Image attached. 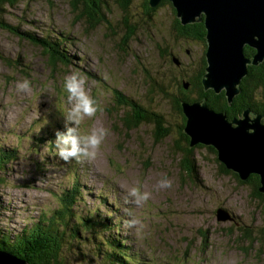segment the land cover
<instances>
[{
    "label": "rangeland",
    "instance_id": "374dc122",
    "mask_svg": "<svg viewBox=\"0 0 264 264\" xmlns=\"http://www.w3.org/2000/svg\"><path fill=\"white\" fill-rule=\"evenodd\" d=\"M99 1L101 23H96L97 14L94 21L83 14L82 1L16 0L0 14V20L17 29V33L0 29V149H17L0 185V231L14 235L29 229L34 220L42 219L40 212L48 216L56 210L59 195L77 181L82 197L74 208L113 222L121 238L130 240V252L140 254L145 264H264V199L252 196L253 186L237 184L222 174L214 148L215 156L204 148L192 152L196 168L190 171L198 181L179 167L181 156L175 144H182L181 118L171 99L177 95V84L188 81L197 69L205 45L175 38L174 23H181L170 0L157 5L149 16L144 0H129L124 9L121 0ZM32 38L62 48L50 45L48 51ZM72 71L85 78L89 93L103 108L82 121L81 133L99 125L109 129L91 160H62L56 154L55 137H46L56 124L64 122L61 130L69 126L63 80ZM23 79L30 81V87L22 91L17 85ZM115 90L149 114H159L170 135L157 139L152 123L130 131L123 128L120 120L133 108L117 105ZM198 119L206 118H194ZM165 174L172 182L170 188L157 186ZM138 181L142 190L151 192L139 206L126 195ZM99 205L103 211L96 212ZM110 208L121 209L122 218L117 220ZM219 208L231 219L219 221ZM133 217L143 227H130L127 221ZM244 228L250 232L249 240L242 236ZM68 229L66 236L71 233ZM105 229L89 231L84 245L73 248L68 257L58 254L57 261L98 264L100 251L94 241L107 237ZM48 259L49 264H58L54 256Z\"/></svg>",
    "mask_w": 264,
    "mask_h": 264
},
{
    "label": "trees",
    "instance_id": "16d2710c",
    "mask_svg": "<svg viewBox=\"0 0 264 264\" xmlns=\"http://www.w3.org/2000/svg\"><path fill=\"white\" fill-rule=\"evenodd\" d=\"M15 1L16 0H0V14L3 15V12L6 10V5L14 6ZM81 1L83 14L86 15L89 20L95 19L96 14L98 16L99 12L89 0H70V4H76ZM148 1L149 0H144L142 5L144 12L149 16L158 7L150 8L148 6ZM162 1L160 2V5L166 3V0ZM128 4L129 0L120 1L122 9L126 8ZM72 9L74 10V8ZM101 22L102 17L98 16V18H96V23ZM176 22L177 20L174 23V30L176 33L174 34L175 38L185 42L193 40L205 45L206 32L202 22H195L188 25H179L178 23L176 24ZM0 29L17 33L16 28L11 27L3 20H0ZM130 34H132L131 31L124 36L123 43L127 37L129 38ZM31 40L48 51H51V46L58 50L62 48L60 44H55L53 41H47L49 44H43L41 40L36 38H32ZM244 48L245 56L248 58L251 57L254 52H248V47ZM204 53L197 69H195V72L188 77L187 82H189V88L184 90L181 84H177V95L172 96L171 99L173 108L181 118V124L178 128V136L182 144L180 145L179 142H176L175 144V147H177L178 153H180L181 156L179 167L181 170H188V174H186L192 181H198L195 175L193 176L190 171L191 169L195 171L196 168L192 152L204 148L214 156L216 153L211 147H204L201 145H197L193 148L188 147V138L182 133L185 122L180 106L182 100L186 102H194L195 100L205 99L206 104L211 109L216 112H222L227 116L228 120L240 117L245 109H250L256 114L264 115V62L256 67H247V75L242 79L239 85L240 93L235 96L232 102L228 105L223 92L215 94L212 90L203 91L200 79L204 74V68L206 66ZM52 56L54 58L55 55L52 54ZM113 94L117 105H127L129 108H133L131 114H126L125 117L123 116L121 118L120 123L123 128L130 131L134 130L142 123H152L158 130V134H156L157 139H163L170 135L169 132L171 130L164 126L163 118L159 114H149L150 112L143 107L136 106L134 102L128 97L123 96L119 91L115 90L113 91ZM37 142H39V144L43 143L39 139H37ZM15 157L16 149H0V185L5 182L3 175H5L7 171V165L14 160ZM218 167L222 174L231 176L237 184L252 185V196L254 198L261 200L264 199V195L258 192L259 178L256 175H250L246 181H240L236 174L226 170L220 162L218 163ZM80 193L81 190L77 181L75 182V185H72L71 183L70 188L59 195V207L50 212L48 216H44L43 213L40 212L39 216H41L42 219L34 220L32 227L29 229L23 228V230L14 235L13 232L1 230L0 250L8 251L19 258H24V262H29V264H49L48 257L53 256L55 261L60 264V262L57 261L58 254L62 256L61 254L65 253L68 257L69 252L73 251V248L78 249L79 245H84L88 241L86 233L106 228L105 231H103V234H106L107 237L100 238L98 242L94 241L97 247H99L97 248V252L99 253L100 251V254L96 256L98 264H145L146 262L141 258L140 254L130 252L129 248H131V246L128 245L127 241L125 242L121 238L122 234L118 232L119 228L117 226H113V224H110L109 226L108 220L97 219L93 212H90V214H82L79 210H74L75 205H78V202L81 200L82 195ZM70 226L72 227L68 229ZM67 229L71 232L68 236L65 235ZM26 230L30 232L26 233ZM113 231L115 233H113ZM243 231L245 234H242V236L244 235V238L249 240L247 238H250V232L247 228H244ZM111 232L112 234L110 235L109 233ZM82 233H85V235H82ZM39 234H41V237L37 238V235ZM91 235H93V232H91ZM205 236L204 239L206 238ZM91 238L95 240L94 236H91ZM255 241L257 242V240ZM249 242L251 244L254 242V239ZM100 245H103L104 249H101Z\"/></svg>",
    "mask_w": 264,
    "mask_h": 264
},
{
    "label": "water",
    "instance_id": "95a60500",
    "mask_svg": "<svg viewBox=\"0 0 264 264\" xmlns=\"http://www.w3.org/2000/svg\"><path fill=\"white\" fill-rule=\"evenodd\" d=\"M162 0H149L155 8ZM181 25L202 22L205 28V68L200 83L203 91L223 92L229 105L240 93L239 85L248 66L264 62V0H170ZM244 47L254 50L248 58ZM173 62L179 65L176 57ZM187 90L189 82L181 81ZM185 118L183 134L188 147L210 146L224 168L246 181L250 175L259 178L258 192L264 195V115L245 109L240 117L228 120L215 112L205 99L181 101ZM205 117L201 122L194 120ZM251 131V132H250ZM219 221L230 220L228 212L216 210ZM235 221V220H234ZM0 264H27L18 256L0 250Z\"/></svg>",
    "mask_w": 264,
    "mask_h": 264
},
{
    "label": "clouds",
    "instance_id": "9594fccd",
    "mask_svg": "<svg viewBox=\"0 0 264 264\" xmlns=\"http://www.w3.org/2000/svg\"><path fill=\"white\" fill-rule=\"evenodd\" d=\"M89 2L92 3L91 1ZM29 87L30 81L28 79H23L17 85V88L22 91L29 89ZM63 90L67 94L66 98L70 105L64 111V116L69 126H66L63 132H55L53 142L57 150L56 154L64 161L69 159H94L109 129L99 125L82 134L80 126L86 117H94L103 108L89 93L85 78L77 71H72L65 75ZM156 183L161 188H170L172 186V182L167 178L166 174L157 180ZM126 195L130 198L132 204L139 206L149 200L151 192L142 190V185L138 181L136 185L127 189ZM127 223L130 227L137 224L143 227L141 222L135 217L128 220Z\"/></svg>",
    "mask_w": 264,
    "mask_h": 264
},
{
    "label": "bare ground",
    "instance_id": "6f19581e",
    "mask_svg": "<svg viewBox=\"0 0 264 264\" xmlns=\"http://www.w3.org/2000/svg\"><path fill=\"white\" fill-rule=\"evenodd\" d=\"M209 90H211V89H209ZM213 91V90H212ZM214 92V91H213ZM221 93V92H220ZM219 94V93H218ZM50 124V123H49ZM60 125H64V122L63 123H61V124H59V125H55L54 127L55 128H53V130L52 131H48V130H46V131H48V134H46V137H47V135H53L54 137H55V132L56 131H61V132H63L64 130H61V128H60ZM50 127L52 128L53 126H52V124L50 125ZM31 131H33V130H31ZM30 134V133H29ZM20 136V135H19ZM18 136V137H19ZM44 137V136H43ZM44 139L46 140V138L44 137ZM19 140V139H18ZM17 140V141H18ZM41 140V139H40ZM48 142V141H47ZM42 145H44V143H41ZM6 145V144H5ZM9 146V145H8ZM21 147V146H20ZM19 148V147H18ZM17 150V149H16ZM22 153V152H21ZM22 158V157H21ZM4 162V161H3ZM2 164V163H1ZM90 168V167H89ZM92 169V168H91ZM90 169V170H91ZM88 171V170H87ZM96 171V170H95ZM95 179V178H94ZM94 190H98L97 188H95L94 187ZM104 191H106V189H104ZM92 192V191H91ZM104 199L105 198H103V201H104ZM94 202H95V205H98L97 204V202H99L96 198H94ZM111 206V205H110ZM110 206H108V207H110ZM97 208H96V212H100V211H103L102 210V208H104V207H102L101 205H99V206H96ZM74 210H77V209H74ZM98 210V211H97ZM112 211L113 212V214L116 216V218H117V220H120L121 218H122V214H120L122 211H121V209H119V208H117L116 210H114V209H112V208H110L108 211ZM121 211V212H120ZM109 224V226H110V224H113V222H109L108 223ZM126 241H127V243H128V245H130V240H128V239H126Z\"/></svg>",
    "mask_w": 264,
    "mask_h": 264
},
{
    "label": "flooded vegetation",
    "instance_id": "af4514ba",
    "mask_svg": "<svg viewBox=\"0 0 264 264\" xmlns=\"http://www.w3.org/2000/svg\"><path fill=\"white\" fill-rule=\"evenodd\" d=\"M91 2H92V5L94 6V8H97V9H98L99 4L101 3V1H99V0H93V1H91ZM129 30H130V29H129ZM123 39H124V38H123ZM204 44H205V42H204ZM247 51H248V52H251V51L254 52V50H252V49L249 48V47H248ZM249 58H250V57H249Z\"/></svg>",
    "mask_w": 264,
    "mask_h": 264
}]
</instances>
